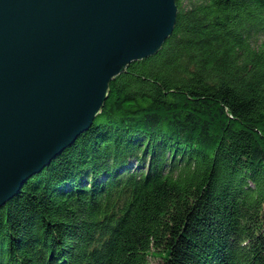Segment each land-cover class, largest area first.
Here are the masks:
<instances>
[{"label": "trees", "instance_id": "1", "mask_svg": "<svg viewBox=\"0 0 264 264\" xmlns=\"http://www.w3.org/2000/svg\"><path fill=\"white\" fill-rule=\"evenodd\" d=\"M162 50L0 208V264H264V0H177Z\"/></svg>", "mask_w": 264, "mask_h": 264}, {"label": "water", "instance_id": "2", "mask_svg": "<svg viewBox=\"0 0 264 264\" xmlns=\"http://www.w3.org/2000/svg\"><path fill=\"white\" fill-rule=\"evenodd\" d=\"M177 0H0V208L73 146L114 79L158 54Z\"/></svg>", "mask_w": 264, "mask_h": 264}, {"label": "rangeland", "instance_id": "3", "mask_svg": "<svg viewBox=\"0 0 264 264\" xmlns=\"http://www.w3.org/2000/svg\"><path fill=\"white\" fill-rule=\"evenodd\" d=\"M150 263L151 264H163L164 261L159 255H156V256L150 257Z\"/></svg>", "mask_w": 264, "mask_h": 264}]
</instances>
